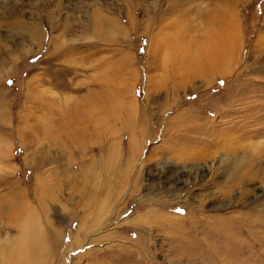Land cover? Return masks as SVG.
<instances>
[{
  "label": "rangeland",
  "instance_id": "374dc122",
  "mask_svg": "<svg viewBox=\"0 0 264 264\" xmlns=\"http://www.w3.org/2000/svg\"><path fill=\"white\" fill-rule=\"evenodd\" d=\"M263 189L264 0H0V264H240Z\"/></svg>",
  "mask_w": 264,
  "mask_h": 264
},
{
  "label": "bare ground",
  "instance_id": "6f19581e",
  "mask_svg": "<svg viewBox=\"0 0 264 264\" xmlns=\"http://www.w3.org/2000/svg\"><path fill=\"white\" fill-rule=\"evenodd\" d=\"M238 161H239L238 158L232 159L228 163L225 161V163H226V169H228V174L227 175H229V179L232 180V181L235 180V178L238 175L239 170H240V165H239V162ZM223 164H224V161H221L220 162V165H223ZM251 184H252V182H250L248 184V186H246L247 187L246 189H247L248 192H249V190L255 188V186H251ZM235 186H238V184H236ZM235 186L231 185V187H233V188H235ZM231 189L232 188H230V191H231ZM246 189H245L244 193H247L246 192ZM262 194H263L262 196L264 197V191L262 192ZM256 196L257 197H260V192L257 193ZM89 203L91 204V202H89ZM263 217L264 216L262 214L256 215L255 218H254L255 221L252 222V223H247L246 222L247 223L246 226L243 223V221L238 222V223H231V224H228L227 226H226V224L223 225V223H222V224L216 226V228H214L215 231H214V229H212L210 227V230H212V232L206 231V233L210 237V238L208 237L209 239H212L211 238V235L216 234L217 236H215V237H216V239L219 240L218 242H221V243L224 242L226 244V249L229 251L230 249H232L234 247V243H233L234 241L231 239L229 242H227V243L225 242L227 232L228 231H231V232L236 231L235 235H238V232L240 231V236L244 237V241H246V243H245L246 245H244L243 243H241L240 245H236V247L241 248V247L247 246L249 248H247L246 252L243 253L242 255H239L238 254V256H237L236 253H233V252L232 253H229V254L226 255L227 259L228 258H232V257H237L239 259V263L240 264H245V263H247V264H264V218ZM17 219H19V217ZM17 219H16V222L18 223L19 220L17 221ZM237 226H239V227H237ZM242 240H240V241H242ZM221 243H220V245H221ZM178 244H179V242H178ZM213 246H214V249H215V246L216 245H213ZM222 248L224 249L225 247H222ZM222 248L220 249V251H218L220 254H221ZM207 249H208V247H207ZM218 252L209 253L208 256L210 258H214V259L219 260L218 258L220 256L218 255L219 254ZM21 257H23L25 259L24 254ZM14 258H16V257H14ZM29 258H33V256H30ZM242 259H244L245 262H243ZM14 260H16V259H14ZM223 261H225V259ZM248 262H252V263H248ZM20 263H21V261H20ZM229 264H232V263H229Z\"/></svg>",
  "mask_w": 264,
  "mask_h": 264
}]
</instances>
